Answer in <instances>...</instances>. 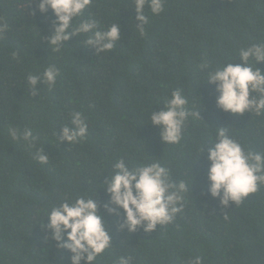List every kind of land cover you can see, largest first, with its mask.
<instances>
[{"label": "trees", "instance_id": "16d2710c", "mask_svg": "<svg viewBox=\"0 0 264 264\" xmlns=\"http://www.w3.org/2000/svg\"><path fill=\"white\" fill-rule=\"evenodd\" d=\"M36 3L0 0V18L9 26L0 39V264H68L69 253L46 239L39 221L65 198L98 187L119 159L130 167L159 159L175 181L193 178V195L186 194L174 222L154 231H118L108 216L113 245L95 264H116L121 255H131L132 264H188L196 256L203 264H264V185L224 207L207 192V141L195 160L198 146L215 132L203 120L231 124L243 144L264 150V118L217 108L215 85L202 81L198 68L202 61L241 63L240 48L264 42V0H164L158 15L146 5L144 35L135 27L133 0H92L74 23L91 17L105 30L121 24V39L103 53L77 36L52 52L43 37L51 35L53 12L41 14ZM50 65L60 70L55 85L29 86L28 75ZM258 66L264 69V62ZM175 89L190 108H202L203 120H190L180 144L165 145L148 118ZM76 111L87 136L60 142L61 126ZM9 126L21 133L30 128L33 145L13 140ZM40 148L47 163L35 159ZM96 199H107L103 188Z\"/></svg>", "mask_w": 264, "mask_h": 264}, {"label": "clouds", "instance_id": "9594fccd", "mask_svg": "<svg viewBox=\"0 0 264 264\" xmlns=\"http://www.w3.org/2000/svg\"><path fill=\"white\" fill-rule=\"evenodd\" d=\"M133 2L134 20L139 21L135 27L144 35L145 25L149 23L145 6L152 14L158 15L163 11L164 0ZM91 3L92 0H37L36 8L41 14L49 9L53 12L51 35L43 37L52 52L59 51L64 42L73 36L82 38V44L94 48L97 53L114 48L122 36L120 23H112L106 30L99 28L97 21L91 17L74 23L77 18L83 17L84 10ZM8 28V24L0 18V39L4 38ZM11 57L17 59L18 53L12 51ZM238 58L241 63H232L231 60L214 67L211 62L202 61L198 65L206 75L202 81L215 85V104L220 110L233 115L249 113L250 117L264 118V69L258 66L264 62V42L240 48ZM59 73V68L50 65L40 75H28L27 81L34 89L38 82L51 88ZM188 105V97L181 89H175L159 111H151L148 121L159 126L165 145L180 144L190 120H203L202 108L193 110ZM203 121L207 126L215 127L214 135L198 146L195 159L203 154V145L207 141V192L212 197H218L224 207L230 202L239 205L264 185V150H254L243 144L229 131L231 124L218 127ZM87 132L88 125L83 114L76 111L70 114V124L61 126L58 137L60 142L66 140L72 144L85 138ZM8 134L13 140L27 141L30 146L35 140L30 128L21 133L17 127L9 126ZM35 159L47 163L49 156L40 148L35 153ZM112 169L98 187L74 199L65 198L51 207L39 221L46 239L55 242L57 250L69 253L68 264H95L97 257L111 248L113 242L108 216L112 217L118 231L127 229L128 232H135L138 227L154 231L157 225L174 222L176 214L184 208L186 194L189 191L192 193L193 178L190 183L183 179L175 181L171 169L159 159L141 161L131 167L124 159H119ZM191 173L193 177L192 164ZM100 188L104 189L106 200L96 199ZM132 260L131 255H121L116 264H132ZM188 264H203V260L196 256L190 258Z\"/></svg>", "mask_w": 264, "mask_h": 264}]
</instances>
